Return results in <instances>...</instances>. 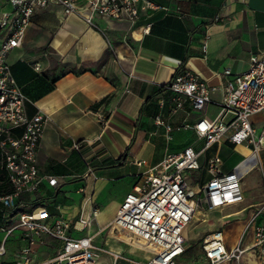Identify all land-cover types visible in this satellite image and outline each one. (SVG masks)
I'll return each mask as SVG.
<instances>
[{
    "label": "crops",
    "instance_id": "crops-1",
    "mask_svg": "<svg viewBox=\"0 0 264 264\" xmlns=\"http://www.w3.org/2000/svg\"><path fill=\"white\" fill-rule=\"evenodd\" d=\"M149 1L162 8L142 12L135 23L96 15L95 26L64 15L59 6L52 5L31 18L21 45L8 54L11 73L27 99L26 116L39 112L46 118L36 152L39 173L58 179L54 188L44 180L33 195L19 198V210L30 213L39 207L36 216L46 212L69 221L92 217L87 228L95 227L89 234L97 233L113 219L132 188L134 175L145 169L135 161L142 159L147 166H154L168 151L181 150L170 142L182 138L190 142L192 137L203 141L193 125L198 118L211 120L217 114L224 92L219 73L225 68L242 73L252 53L264 59V0ZM147 24L149 30L143 33ZM35 63L39 70L34 69ZM181 68L211 86V102L198 113L180 111L171 118L166 110H160L157 99L167 95L164 86ZM157 115L167 124H176L171 132L156 125ZM250 121L257 133L262 131L264 110L251 115ZM183 123L190 126V133L177 129ZM75 143L80 145L79 151L73 148ZM263 143L264 138L256 153V167L242 179L243 193L248 191L250 196L254 193L244 180L247 174L255 176L256 187L261 179L263 188ZM214 144V155L235 158L226 171L221 159L223 172L232 170L253 151L252 145L234 144L226 138ZM130 165L138 171L128 170ZM124 178L130 182L112 184ZM194 184V192L203 187ZM0 186V194L9 189L1 166ZM54 203L56 211L49 210ZM19 236L17 230L8 237L5 253L19 251L23 244L21 241L19 246ZM37 253L44 258L51 255L45 247ZM1 257L0 264L9 259Z\"/></svg>",
    "mask_w": 264,
    "mask_h": 264
},
{
    "label": "built area",
    "instance_id": "built-area-1",
    "mask_svg": "<svg viewBox=\"0 0 264 264\" xmlns=\"http://www.w3.org/2000/svg\"><path fill=\"white\" fill-rule=\"evenodd\" d=\"M52 5L61 8L64 15H74L88 26H95L93 17L98 15L108 19L127 20L135 23L142 12L159 7L149 0H0V166L4 169L8 191L0 194V206L5 213L0 223V255L5 254V243L15 231H20L23 242L13 264H94L99 251L94 243L96 235L86 234L92 217L79 216L69 221L61 216H50L44 212L35 215L39 207L30 213L19 210L17 200L23 195H33L42 181L56 187L58 179L53 175H41L36 162V152L41 139L46 118L41 113L27 117L26 97L16 83L7 61L8 54L18 48L24 38L31 18L39 11ZM147 24L143 33L149 30ZM205 49V43L202 45ZM39 70L40 65L34 64ZM219 75L224 79L223 98L218 103V112L211 120L198 118L193 129L198 138L204 141L199 151L188 145L178 152H167L154 166H147L145 160L135 161L145 169L134 175L131 190L119 204L110 227L122 232L133 240L142 241L153 250L152 255L135 264H177L188 246L184 231L192 220L196 206L194 196L209 209H221L238 205L244 201L242 179L251 169L242 171L241 164L248 163L249 156L232 170L223 172L219 155L208 159V172L211 178L203 187H198L190 195L186 182V172L199 169L197 157L201 152L223 138L234 144L253 146L251 154L257 153L262 145V131L256 132L250 116L264 110V59L252 53L249 65L242 73L234 74L229 68ZM211 86L192 71L178 69L164 86L157 105L160 110L167 108L170 115L180 111L198 113L210 99ZM161 94H164V93ZM156 125L171 132L172 127L163 121L161 115L155 117ZM188 124L177 129L189 128ZM19 130V134L15 131ZM73 148L80 150L75 143ZM264 188V173L262 175ZM44 211V210H43ZM264 199L251 208L246 228L236 244L227 249L223 229L211 231L202 241L204 258L210 264L222 261L239 260L244 253H251L256 264H264ZM95 216V213H92ZM15 223L9 227L4 224ZM247 229L251 231V241L242 245ZM77 233L78 235H75ZM53 244L52 253L44 261H36L38 249ZM104 252V251H103ZM120 253L114 255L116 261Z\"/></svg>",
    "mask_w": 264,
    "mask_h": 264
},
{
    "label": "rangeland",
    "instance_id": "rangeland-1",
    "mask_svg": "<svg viewBox=\"0 0 264 264\" xmlns=\"http://www.w3.org/2000/svg\"><path fill=\"white\" fill-rule=\"evenodd\" d=\"M163 110H166V114L169 117L171 118L175 117V115H170L168 113L167 108H164ZM170 125L172 127L176 126V124L173 122H171ZM184 130L190 133L189 128H185ZM169 141H167V144H169ZM170 144L173 148L177 150L183 149L188 145H192L195 151H198L204 145V141L197 140V138L192 137L190 139V142L189 140H185L182 138V140H174L170 142ZM216 145L217 144H212L211 146H209L207 149H205L203 152L199 154V156L197 157V161L200 167L199 169L189 170L186 172V182L189 186V189L193 188V186L195 185L194 183H198L200 186H203L211 178V174L207 170L208 159L215 154ZM168 152H172V151H168ZM220 158L224 161V166L222 167L224 171H226L228 167L232 165V163L235 161L234 156L230 154L222 153L220 154ZM127 169L133 172L138 171V167H136L135 165H130L128 166ZM254 177L255 176L251 173V174H247L244 179L249 189V192L254 193L253 196L252 195L250 196L248 194V191H246L244 194L245 196L244 201L238 205H231L221 209H209L203 202L200 205L197 201V198L203 197L202 192L194 196L193 199L195 200L196 203L195 209H198L201 212L199 215L200 220L197 222H193V218H192L191 222L187 226L184 236L186 238L187 241L186 245L188 246V248L186 249V252L184 253L182 259H179L177 261V264H210L204 258L201 245L204 238L211 231L215 229H223L225 233V238H226L225 245L227 249L232 248L236 244L237 239L240 237V235L246 228V225L249 221L251 208L254 205L259 204L264 198L263 196L264 188L261 187V179L258 180L256 187V185L254 184V180H255ZM128 180L130 182V179L124 178L117 181H113L112 184L119 185L127 182ZM5 182L3 184L4 188H6L7 186ZM55 205L56 203H54V205L51 206L52 208H50L49 210L56 211L54 210ZM4 211L5 210L0 206V219H1V213ZM263 217H264V212L257 221L260 222V220ZM192 222L193 224H191ZM14 223L15 222L12 221L9 224H4V226L9 227ZM100 228L101 229L97 231V233L99 232V234L96 235V238L94 239V243L96 242V245H98L104 252L103 251L98 252V255L101 258L97 259L96 256L94 260V264H113V263L135 264L137 261L145 260L152 255L153 250L150 248L148 244L139 240H133L129 237V235H125L122 232L114 231V229L110 227V222L105 225H101ZM87 229L86 231H83V233H87V232L88 234L92 233V230L94 231L95 227L92 228L89 227L88 231ZM97 233H93V235ZM75 235L78 234L75 233ZM250 241H251V231L250 229H247L245 236L243 237L242 240V245L249 243ZM19 243H20L19 246H21V240L19 241ZM52 245L53 244H49L46 246L47 247L46 251L48 252L47 253L48 255L52 253V249H53ZM109 245L121 247L120 257L116 261L114 260V252L112 253V251L109 250ZM17 254H18V249L10 253H5L4 255L9 256V259L4 260L3 264H8L7 261H9L10 259L13 258L16 259ZM247 254H248L247 252L242 254L239 260L222 261L218 264H247L246 263ZM250 257L255 261L256 264L255 257L253 255H251ZM46 259L47 257L44 258L43 255L37 253L36 261L40 262ZM0 260H2V257L0 258Z\"/></svg>",
    "mask_w": 264,
    "mask_h": 264
},
{
    "label": "bare ground",
    "instance_id": "bare-ground-1",
    "mask_svg": "<svg viewBox=\"0 0 264 264\" xmlns=\"http://www.w3.org/2000/svg\"><path fill=\"white\" fill-rule=\"evenodd\" d=\"M256 162H257L256 153L255 154H250L249 155V159H248V163L241 164L242 171L247 170V169H251L253 167V165L256 164ZM189 192H190V195H194V193H195L192 189H189ZM200 213L201 212L198 209H194V214H193V217H192L193 218V222H197V221L200 220V218H199ZM193 222L191 224H193ZM185 231H186V229H185ZM185 231H184V235H185ZM109 250L112 251V253L114 252V255H115L117 253H120L121 247L120 246L109 245ZM250 256H251V254L246 255V263L247 264H255V261Z\"/></svg>",
    "mask_w": 264,
    "mask_h": 264
}]
</instances>
